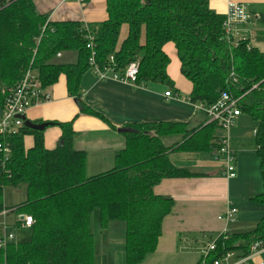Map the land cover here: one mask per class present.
Here are the masks:
<instances>
[{"label": "trees", "instance_id": "obj_1", "mask_svg": "<svg viewBox=\"0 0 264 264\" xmlns=\"http://www.w3.org/2000/svg\"><path fill=\"white\" fill-rule=\"evenodd\" d=\"M35 2L0 0V112L11 91L32 69L45 89L65 75L68 93L81 114L99 118L116 130L83 101L82 80L92 70L86 36L94 37V58L100 69L110 65L111 57L120 73L138 62L137 85L174 88L166 52L171 44L181 74L192 85V104L210 107L228 93L240 99L242 114L258 123L253 142L264 185V53L249 40L238 45L227 40L225 16L215 13L209 0H107V18L97 26L52 21L38 12ZM124 25L129 32L120 44ZM65 52L76 53V62L55 63L58 54ZM53 126L61 130L53 149L46 146L45 131L26 126L2 140L12 154L6 168L0 169V214L6 211L5 188L24 183L27 200L16 211L32 216L35 223L29 228V240L0 247V264H95L91 231L95 211H99L103 231L111 223H124L125 264H142L156 252L163 222L175 206L172 198L158 196L154 189L167 179L199 176L192 169L174 166L170 154L219 152L220 148L214 137L215 123L196 130L182 123L128 124L123 127L126 146L116 156L115 167L89 177L86 154L73 146V121ZM167 136H182L183 142L167 147L163 141ZM27 138L33 140L31 147ZM250 201L264 208V192ZM260 241L264 242V216L249 231L215 238L216 250L206 258L201 255L197 264H213L231 252L248 257Z\"/></svg>", "mask_w": 264, "mask_h": 264}, {"label": "crops", "instance_id": "obj_2", "mask_svg": "<svg viewBox=\"0 0 264 264\" xmlns=\"http://www.w3.org/2000/svg\"><path fill=\"white\" fill-rule=\"evenodd\" d=\"M209 2L210 8L222 16L227 14L231 2L245 5L251 19L249 24L243 27L241 37L249 40L252 47L264 53V0H209ZM35 3L38 12L49 16L52 21H79L87 26H97L107 18V0H89L83 3L77 0H36ZM121 32H124V36L122 38L120 35V44L128 36V26L124 25ZM166 52L171 60L168 74L174 83L172 93L179 95L177 98L166 97L165 93L170 90L162 84L131 85L112 79L100 80L94 69L84 75L83 101L91 109L102 114L116 130L99 118L81 114L76 99L68 93L65 75H61L56 84L47 88L49 99L31 108L27 112L26 121L34 124L73 121L75 133L73 146L76 151L86 154V174L89 177L115 167L116 156L126 146L123 134L126 131L123 128L125 125L164 122L182 123L188 130L206 127L210 121L206 113L199 109V105L192 104L189 100L192 85L181 74L174 46L167 45ZM65 55L68 57L59 64L76 62L77 55L74 52L62 53L56 59H64ZM217 130L216 127L214 132L216 141L220 135ZM240 135L241 133L235 134L232 142L237 159V176L233 179L225 176V165L217 149L203 153L170 154L174 166L192 169L199 176L167 179L154 189L156 195L172 198L175 206L163 222L156 252L148 255L142 264H197L203 249L196 251L192 247L184 246L186 243L189 245V242L187 238H184L186 242H183V236L216 233L215 238L219 237L225 223L218 218L224 214L228 206L238 210L236 221L229 224V234L249 231L263 218L264 208L250 201L264 192L260 160L255 154L254 143L249 144V139L245 135L243 137ZM60 137L59 127L53 125L47 127L45 129L47 148L57 147ZM163 141L167 147H172L182 143L183 137L167 136ZM26 142L28 147L33 144L32 138H27ZM114 226L115 222L101 232L104 235H101L103 246L100 250L101 255L105 257L117 238L114 237L115 233L114 235L111 233ZM110 259V257L103 259V264L109 263ZM261 263H264V252L254 259L253 264Z\"/></svg>", "mask_w": 264, "mask_h": 264}, {"label": "built area", "instance_id": "obj_3", "mask_svg": "<svg viewBox=\"0 0 264 264\" xmlns=\"http://www.w3.org/2000/svg\"><path fill=\"white\" fill-rule=\"evenodd\" d=\"M80 3L89 0H77ZM251 19V14L248 8L239 3L231 2L228 7V12L225 15L224 31L227 40L231 41L233 45H238L241 41H244L241 37L242 29L248 25ZM88 40L87 48L92 51V57L90 64L92 70L94 69L96 75L100 80L112 79L115 81H121L131 85H137L139 75V63L134 62L130 64L122 73L117 71V66L114 58H110V65L103 70L100 69L95 63V45L94 37L91 33L86 36ZM60 56V55H59ZM166 97H179V95H173L172 91L165 93ZM49 98L47 89L42 86L39 79V75L36 71L29 69L22 80L11 91L8 96L4 110L0 113V169H5L7 163L11 158V149L3 145L2 140L9 135H16L25 126V117L27 112L37 106L38 104L46 101ZM240 99L233 97L228 93H223L220 99L210 107L199 105L200 109L206 112L209 121L215 123L217 128L221 130V134L217 138V142L220 146L219 156L225 165V176L229 179H233L237 176V159L236 154L232 148V142L230 138L231 130L236 126L239 118L242 115L239 107ZM238 210L231 206H228L223 215L219 216V220L225 223V228L222 234H228L229 224L234 223L237 219ZM23 219L20 220L21 229H29L35 223L32 216L22 215ZM14 236H3L0 239V247H6L8 243H11ZM216 250L214 242L210 243L201 252L203 257H207L210 253ZM264 252V242L260 241L254 244L251 250V254L248 257L240 258L237 253L231 252L216 260L213 264H253L254 259ZM264 264V263H261Z\"/></svg>", "mask_w": 264, "mask_h": 264}, {"label": "rangeland", "instance_id": "obj_4", "mask_svg": "<svg viewBox=\"0 0 264 264\" xmlns=\"http://www.w3.org/2000/svg\"><path fill=\"white\" fill-rule=\"evenodd\" d=\"M123 36H124V32H121V37L123 38ZM59 55L61 54H58L57 57H60ZM67 57L68 56L65 55L64 59H59V60L55 59V63H62ZM118 82H121V81H118ZM169 90L172 92L174 91L173 88H169ZM199 109H200V106H199ZM237 123H238L236 124L237 126H235L230 132L231 142H233V137L235 136V134L241 133L242 137L243 135H245L249 139L248 143L252 144V142L254 141L255 131L258 129V123L253 121L249 116L245 114L241 115ZM217 131H219L221 134V130L219 128ZM26 200H27V186L24 183L19 184L16 187L8 186L7 188H5L4 193H3V204H4L6 211L0 214V231H3L2 233L3 236L4 235L9 236L12 234L14 236V239L12 242H15V243L23 242L31 238V231L29 229H21L20 226H18V222L20 221V218L22 215H20L16 211V209L20 205L25 203ZM115 225L116 226H114L115 228H113L111 233L113 235L115 233L114 237H117V238H116V241H114L115 244L113 245L111 250H109L110 252H108L105 257L104 255H101L102 251L100 250L103 246V243L101 242L102 241L101 235H104V234L101 233L103 231L100 227L99 211H95L91 216V231L95 235V243H96L95 260L97 264H103L104 262L103 259H108L109 257L111 258L110 262L109 263L106 262L105 264H125V253H124L125 228H123L125 227V225L123 222H115ZM115 229H117V231ZM215 235L216 233H211V234L209 233L199 234L198 233V234L187 235V237L183 236V242H186L184 238H187L189 242V245L186 243V245L184 246H189V248L192 247L196 251L198 249L199 250L203 249L204 247H207L208 244L215 239Z\"/></svg>", "mask_w": 264, "mask_h": 264}, {"label": "water", "instance_id": "obj_5", "mask_svg": "<svg viewBox=\"0 0 264 264\" xmlns=\"http://www.w3.org/2000/svg\"><path fill=\"white\" fill-rule=\"evenodd\" d=\"M52 125L53 123L34 124L30 121H26V117H25V126L35 131L43 132L45 131L47 127L52 126ZM20 219L22 220L23 217H21Z\"/></svg>", "mask_w": 264, "mask_h": 264}]
</instances>
